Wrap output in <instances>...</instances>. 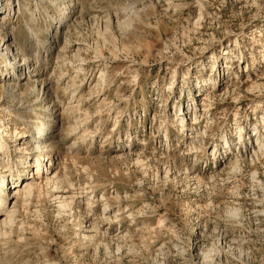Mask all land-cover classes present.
Returning <instances> with one entry per match:
<instances>
[{"label": "rangeland", "instance_id": "1", "mask_svg": "<svg viewBox=\"0 0 264 264\" xmlns=\"http://www.w3.org/2000/svg\"><path fill=\"white\" fill-rule=\"evenodd\" d=\"M256 137L264 0H0L1 180L48 151L74 196L19 200L0 264H264Z\"/></svg>", "mask_w": 264, "mask_h": 264}, {"label": "bare ground", "instance_id": "2", "mask_svg": "<svg viewBox=\"0 0 264 264\" xmlns=\"http://www.w3.org/2000/svg\"><path fill=\"white\" fill-rule=\"evenodd\" d=\"M8 53L4 54L6 56ZM5 58V57H4ZM6 60V59H5ZM14 66H12L13 68ZM5 70H7V67H5ZM3 92L7 93L9 92L8 89H3ZM46 123H44L42 120H37L34 129L36 130V137H34V144L35 146L41 147V144L43 143L44 137H46V134L43 135L44 126ZM74 128H71V131ZM20 132V131H19ZM196 132V131H195ZM23 133V132H22ZM22 133L19 134V137H22ZM18 134V133H17ZM43 135V136H42ZM42 139L39 140V138ZM25 144V143H23ZM258 144L262 147L264 143H262V140L259 139V137H256L255 139V145ZM34 146V145H33ZM43 147H46V145H43ZM4 143L3 141H0V152L3 151ZM24 151L29 150L27 146L23 148ZM31 150V149H30ZM42 151V150H41ZM46 151V150H45ZM41 154L44 155L41 157ZM49 152H40L35 160V171L32 172L31 176H27L25 178H22L17 174L18 176L16 178H13V174L11 175V172L8 176L11 177V179L15 180L14 186L12 187L13 193H7L5 186V181L1 180L3 177H6L5 180L8 182L7 176L5 174L2 175L0 172V228L2 226H11L12 216L17 211V206L19 205V200L24 201H30L35 196H40L43 188L51 187V192H58L60 194L55 195L56 198L59 199L60 205H66L71 204L73 202L74 196H63V194H66V192H69L68 187L71 185L70 183L65 184L64 176L61 177L57 170L51 172L48 170V168L43 169L42 162L45 159H49V162H51V156L48 155ZM22 156H27V152H23ZM24 163L28 164V160L26 159ZM28 166V165H26ZM52 173V174H51ZM18 181V183H16ZM67 185V186H66ZM66 187V188H65ZM71 187V186H70ZM14 198L13 204L9 207V204L11 200ZM1 215H4L3 218H1Z\"/></svg>", "mask_w": 264, "mask_h": 264}]
</instances>
